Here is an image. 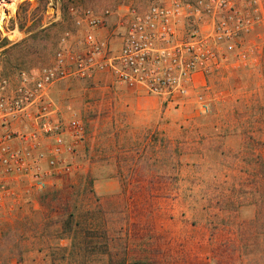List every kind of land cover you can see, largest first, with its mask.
I'll return each mask as SVG.
<instances>
[{
  "label": "rangeland",
  "instance_id": "1",
  "mask_svg": "<svg viewBox=\"0 0 264 264\" xmlns=\"http://www.w3.org/2000/svg\"><path fill=\"white\" fill-rule=\"evenodd\" d=\"M11 1L0 23L3 75L51 63L62 36L74 29L72 7L103 12L151 2L21 0L11 7ZM262 71L214 76L206 85L207 114L194 98L154 97L108 77L58 85V99L74 104L87 140L77 170L56 188L74 184L82 193L84 177L94 178L115 261L264 264ZM45 194L20 195L0 219V237L8 223L24 226L16 246H0V264H52L56 244L69 245L56 223L65 212L44 209ZM229 241L248 243L252 253L229 257L221 250Z\"/></svg>",
  "mask_w": 264,
  "mask_h": 264
},
{
  "label": "built area",
  "instance_id": "2",
  "mask_svg": "<svg viewBox=\"0 0 264 264\" xmlns=\"http://www.w3.org/2000/svg\"><path fill=\"white\" fill-rule=\"evenodd\" d=\"M74 29L51 63L0 74V219L20 195L56 188L77 170L87 127L56 95L74 79L108 77L154 97L194 98L229 71L262 73L264 0H151L97 12L72 7Z\"/></svg>",
  "mask_w": 264,
  "mask_h": 264
},
{
  "label": "trees",
  "instance_id": "3",
  "mask_svg": "<svg viewBox=\"0 0 264 264\" xmlns=\"http://www.w3.org/2000/svg\"><path fill=\"white\" fill-rule=\"evenodd\" d=\"M84 179L86 186L82 193L77 191L74 184H70L62 189L54 188L47 191L41 199V206L44 209L53 212L63 210L65 213L61 216H66L65 220L60 219L56 223L60 224V234L67 235L69 245L64 246L61 242L56 244L52 264H126V259L121 261L113 259L111 251L114 239L107 229L104 208L95 196L94 178L86 176ZM88 202L90 203L87 204ZM15 223H8L2 231L0 246L17 245L16 236H20L18 232L23 231L24 226L21 221ZM255 246L260 247L258 244ZM221 250L229 257L238 259L252 253L248 243L233 241L224 243Z\"/></svg>",
  "mask_w": 264,
  "mask_h": 264
},
{
  "label": "bare ground",
  "instance_id": "4",
  "mask_svg": "<svg viewBox=\"0 0 264 264\" xmlns=\"http://www.w3.org/2000/svg\"><path fill=\"white\" fill-rule=\"evenodd\" d=\"M8 1L10 2V0H0V23H2V25H4V20H5V18H4V15H3V10H4V6H6V3H8ZM11 2H13V4H9L11 7H14V6H16V5H18L20 2H21V0H12ZM8 7V6H7ZM6 9V8H5ZM2 25H0V30L1 29H4L3 27H2Z\"/></svg>",
  "mask_w": 264,
  "mask_h": 264
}]
</instances>
